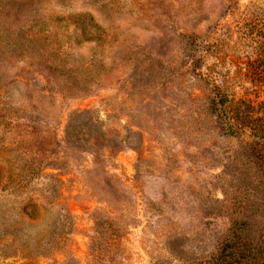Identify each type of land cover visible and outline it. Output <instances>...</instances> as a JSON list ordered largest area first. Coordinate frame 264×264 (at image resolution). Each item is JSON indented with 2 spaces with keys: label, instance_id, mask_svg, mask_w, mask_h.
<instances>
[{
  "label": "rangeland",
  "instance_id": "1",
  "mask_svg": "<svg viewBox=\"0 0 264 264\" xmlns=\"http://www.w3.org/2000/svg\"><path fill=\"white\" fill-rule=\"evenodd\" d=\"M263 114L264 0H0V264H264Z\"/></svg>",
  "mask_w": 264,
  "mask_h": 264
},
{
  "label": "trees",
  "instance_id": "2",
  "mask_svg": "<svg viewBox=\"0 0 264 264\" xmlns=\"http://www.w3.org/2000/svg\"><path fill=\"white\" fill-rule=\"evenodd\" d=\"M71 17H74V18L78 19L77 22H79V19H81V22H80L81 23L80 24V28L81 29L80 30H81L82 36H85L86 39L90 38V37H93V35L91 33L92 30L99 29V27H97L95 25L93 17L91 15H89V14L81 15V13H80V15H78V16H71ZM223 103H225V101H223ZM245 110H247L248 112H247L246 116H244V117L247 118V119L252 118L253 117V107H252V105L249 104L248 107H246ZM248 113H250V114H248ZM257 120L259 121L260 124H262V128H263L264 127V114L261 115L260 117H257ZM257 135L260 138L264 139V129H263V132L257 133Z\"/></svg>",
  "mask_w": 264,
  "mask_h": 264
}]
</instances>
